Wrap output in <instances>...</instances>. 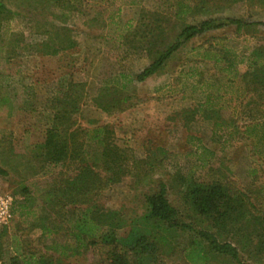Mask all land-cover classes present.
I'll return each instance as SVG.
<instances>
[{
	"label": "rangeland",
	"instance_id": "374dc122",
	"mask_svg": "<svg viewBox=\"0 0 264 264\" xmlns=\"http://www.w3.org/2000/svg\"><path fill=\"white\" fill-rule=\"evenodd\" d=\"M4 3L10 14L0 31V166L8 176L0 178V197L9 199L11 207L7 223L0 225V262L39 264V258L47 262V257L53 259V255H58L52 247L70 246L71 240H65L64 233L54 232L46 237L42 231V226L58 227L54 224L58 222V208L44 201L46 192L54 188L65 168H42L37 157L44 132L54 123L52 115L57 109H52L53 99L68 92L71 97L64 98L63 108L71 112L68 122L74 124L72 128L107 125L115 134V143L132 150L137 160L146 161L147 157L157 160L151 171L146 167L131 169L120 183L95 197L98 209L117 214L124 228L138 227L157 239L165 264H238L209 251L198 232L215 234L216 230L183 203L173 177L177 170H192L196 178L230 183L233 190L244 193L249 204L258 210L264 208V92L257 97L262 117L256 122H263L262 126L243 131L242 119L230 117L242 110L240 106L252 94L248 90L253 87L245 77L253 69L251 61L258 59L264 64V26L255 25L264 22V0H70L69 5L60 0H4ZM178 5L196 8L192 14L182 16V22L187 24L206 19H235L244 24L240 28L226 25L193 38L184 45L189 47L182 49V46L169 62L180 75L184 94L192 98L187 104L197 110L204 106L207 94L213 96L219 100L216 103L219 113L212 115L231 130L212 134L211 127L202 124L196 134L200 142L191 144L179 126L167 133L164 140L143 139L148 117L163 112L164 108L158 105H173L180 86L159 91V85L143 84L134 78L151 62L155 52L175 41L183 26L175 16ZM141 12L165 14L169 19L164 24L160 44L150 48V53L130 55L124 37L134 29ZM56 36L67 40L59 46ZM64 46L65 49H60ZM236 96L238 99L233 100ZM152 102L157 105L148 108ZM128 109L132 110L129 128L121 127L118 131L123 122L116 118ZM149 111L152 112L146 115ZM58 125L62 128L67 122ZM160 181L166 185L168 201L178 210L179 223L189 228L165 231L146 219L145 195L154 193ZM247 234L245 230L235 237L240 243H250L246 249L237 245L241 264H264V251L254 247L258 240L254 234L251 237ZM216 239L236 244L230 234L216 233ZM199 253L203 258L197 257ZM105 259L99 246L81 250V254L70 256L63 263L106 264Z\"/></svg>",
	"mask_w": 264,
	"mask_h": 264
},
{
	"label": "trees",
	"instance_id": "16d2710c",
	"mask_svg": "<svg viewBox=\"0 0 264 264\" xmlns=\"http://www.w3.org/2000/svg\"><path fill=\"white\" fill-rule=\"evenodd\" d=\"M60 1L66 5L70 3V0ZM178 7L176 20L183 26L175 41L154 53L151 62L141 72L135 74L136 81L143 82L158 73L166 62L193 38L226 25H234L237 28L244 25L235 19H206L196 24H187L182 22V16L192 14L196 8L184 5ZM9 14L10 10L4 0H0V31L2 22ZM168 19L165 14L141 12L134 29L125 34L124 45L127 47L126 50H129L127 53L130 55L142 51L150 53V48H155L154 46L160 44L163 39L164 24ZM255 25L264 26V22ZM56 38L59 46L67 40L61 36ZM60 49H65V46ZM250 66L253 69L245 74V77L253 88L249 89L248 93L256 94L258 97L259 92H264V64L254 59ZM70 97L71 95L65 92L53 99L52 109L55 111L57 109L52 115L54 123L45 130L44 141L39 145L37 157L42 163V168H65V171L60 173V180L55 182L54 188L46 192L44 201L45 204L58 208V222L54 223L58 227L48 229L42 226L43 235L48 237L51 233L62 232L65 240L69 238L71 243L70 246L63 244L52 247L51 249L58 252V255H53L54 260L47 257V262L43 260L44 258H39V264H64L65 259L81 254V250L99 246L106 257V264H165L161 255V243L157 239L143 233L138 227L124 228L123 221L117 214L104 213L95 205V197L120 183L130 174L131 169L135 171L137 168L146 167L151 171L157 160L152 157H147L146 161L137 160L132 150L115 143V134L107 125L94 129L72 128L74 124L68 122L71 112L63 108L64 98ZM55 121H58L57 124ZM62 121H66L67 125L59 128L58 124ZM7 176L8 172L0 166V178ZM173 179L180 187L183 203L192 209L196 217L203 219V222H207L215 229L218 235L230 234L236 240L235 237H239L246 230L249 237L254 234L253 237L258 240L255 249L259 252L264 251V208L258 210L249 204L244 193L233 190L230 183L196 178L192 170L186 172L177 170ZM145 200L148 206L146 219L153 221L156 227L165 231L177 227L189 228L179 223L178 210L168 201L164 182L158 183L154 193L145 195ZM216 233L205 230L198 232L212 254L227 257L241 264L238 246L246 249L250 243H240L239 240L235 241L236 244L222 243L216 239ZM197 246L201 247L200 244ZM189 256L193 260L192 255ZM197 257L203 258L200 253ZM12 259L14 258H11V261ZM0 264L4 263L1 261Z\"/></svg>",
	"mask_w": 264,
	"mask_h": 264
},
{
	"label": "crops",
	"instance_id": "0c3cea01",
	"mask_svg": "<svg viewBox=\"0 0 264 264\" xmlns=\"http://www.w3.org/2000/svg\"><path fill=\"white\" fill-rule=\"evenodd\" d=\"M187 47L189 46L188 45L183 46L182 49L183 48L185 49ZM170 60L166 62L164 67L158 73H156L152 77L142 82L143 84H149V83L152 84L153 82L159 85L160 87L157 88L159 91L160 90L171 91L176 89L178 86H180L179 91L174 95L175 101L173 105L169 103L158 105L160 108H164V110L163 112L160 113L159 116H155V117L153 116L156 119H153L152 115H150L148 119L147 117H145L146 115L150 114L152 111H149L144 116V118L148 120L147 122L149 124H147L146 128H143L145 129L142 134L143 139H147V141L150 140L153 142L155 140H160V139L164 140L165 137H167V133L173 132V129L176 126H179L180 129H182L183 132L186 134V137H189L188 141L190 144L192 143V141H195L197 143L200 142V138L199 136H196V134L198 135V133L200 132L199 129L202 124H204V126L206 127H211L212 134L217 132L218 133L230 132L231 130L228 129V126L227 124H225V122L219 121L218 118L215 119V117L212 115L214 112L216 114L219 113V110H216L217 108L216 103H218L217 101L219 100L213 98V96L207 94L204 106L197 110L193 109V107H191L190 104H187L188 101H191L192 98L189 99L190 97H188L187 94H184L182 88L183 85L179 84L180 75L178 74L177 70L175 71L172 70L171 67L172 65H169ZM190 71L193 72V70ZM194 75H196L195 72ZM190 76H193V74H190ZM251 96H249L247 101L244 102L242 106H240V108H242V110H240L241 112L238 111L236 114H232L230 116L231 119H238V118L242 119L241 120L242 122L240 123L243 128V131H246L248 127L249 128L257 127V126L260 127L263 125V122H259V123L256 122L259 121L257 120L259 117H262L260 114L261 104L259 103V101H257L258 99L256 94H251ZM232 99L236 100L238 98L236 96V97H232ZM156 105H157L156 103L152 102L150 106L148 105V108L152 106L155 107ZM220 107L222 106H219V109ZM187 110L188 113H186ZM131 115H132V110L128 109L127 111H124L123 113H121L120 116L116 118L118 119L119 122L122 121L124 125V126L122 124L119 125L120 128L117 129L118 131L119 129L121 131L122 129L121 127H124L123 129L129 128L128 121Z\"/></svg>",
	"mask_w": 264,
	"mask_h": 264
},
{
	"label": "built area",
	"instance_id": "2783aa9c",
	"mask_svg": "<svg viewBox=\"0 0 264 264\" xmlns=\"http://www.w3.org/2000/svg\"><path fill=\"white\" fill-rule=\"evenodd\" d=\"M11 201L0 197V225L6 224L10 216Z\"/></svg>",
	"mask_w": 264,
	"mask_h": 264
}]
</instances>
